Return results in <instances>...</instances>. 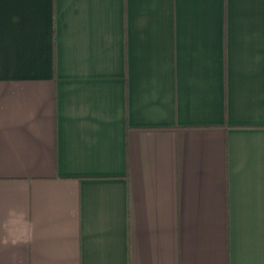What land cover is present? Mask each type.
Masks as SVG:
<instances>
[{
	"label": "crops",
	"instance_id": "crops-1",
	"mask_svg": "<svg viewBox=\"0 0 264 264\" xmlns=\"http://www.w3.org/2000/svg\"><path fill=\"white\" fill-rule=\"evenodd\" d=\"M0 264H264V0H0Z\"/></svg>",
	"mask_w": 264,
	"mask_h": 264
},
{
	"label": "clouds",
	"instance_id": "clouds-1",
	"mask_svg": "<svg viewBox=\"0 0 264 264\" xmlns=\"http://www.w3.org/2000/svg\"><path fill=\"white\" fill-rule=\"evenodd\" d=\"M22 228L24 232L31 230V223L27 219V213L23 211H17L16 209H11L8 213V218L0 224V230L5 233V238L2 243L8 245L10 242L15 245L17 240L15 239V228Z\"/></svg>",
	"mask_w": 264,
	"mask_h": 264
}]
</instances>
